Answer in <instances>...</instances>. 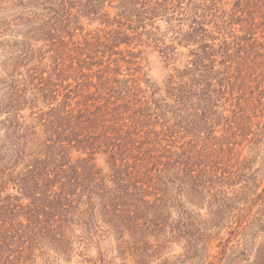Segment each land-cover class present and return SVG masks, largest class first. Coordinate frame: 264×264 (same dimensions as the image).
I'll list each match as a JSON object with an SVG mask.
<instances>
[{
	"label": "trees",
	"instance_id": "16d2710c",
	"mask_svg": "<svg viewBox=\"0 0 264 264\" xmlns=\"http://www.w3.org/2000/svg\"><path fill=\"white\" fill-rule=\"evenodd\" d=\"M0 9L18 14L2 32L23 29L2 42L12 56L0 98V264L107 236L124 261L145 264L171 242L194 258L223 234L237 243L216 264H264V190L236 152L264 112V0ZM161 21L170 41L194 46L163 86L137 76L141 46L177 60L157 38Z\"/></svg>",
	"mask_w": 264,
	"mask_h": 264
},
{
	"label": "rangeland",
	"instance_id": "374dc122",
	"mask_svg": "<svg viewBox=\"0 0 264 264\" xmlns=\"http://www.w3.org/2000/svg\"><path fill=\"white\" fill-rule=\"evenodd\" d=\"M1 1V0H0ZM4 6V4H3ZM18 15V14H17ZM16 13L12 10L0 9V22H6L13 20ZM157 26L160 27L161 33L158 34V39L166 42L165 45H174L179 52L177 60L174 63L166 61L159 48H155V43L150 47L141 46L140 49L145 51L138 59L143 66V70L137 73L139 77H145L152 82L161 86L165 85L169 79V76L174 73L173 67L183 68L187 60V54L194 46H181L178 42L170 41L173 38V34L167 31V25L164 21L157 22ZM95 23L90 28L97 27ZM23 29L21 26L14 27L11 31L8 29L5 32L0 30V98L2 96L4 85L3 81L6 79L7 74L4 69V65L10 60L12 53L9 48L2 42L14 44L21 41ZM165 45H162L163 48ZM139 49V48H138ZM5 118L3 113H0V119ZM253 127L250 131H246V136L240 135L239 145L236 147V152H241L240 161H246V170L249 172L248 177L256 178L261 187L259 192L264 190V112H259L253 117ZM222 131L217 132V135L221 137ZM247 137V139H245ZM251 140V141H250ZM97 163L100 166H105V160L102 157H98ZM197 212L205 215L206 208L197 209ZM223 239H217L212 242L209 252H199L194 258L185 256V248L183 242H171L165 248H163L157 255L148 259L145 264H216L223 256V252L226 248L236 244V241H231L228 245L227 239L230 234H223ZM82 242V241H81ZM73 243V248L68 255H59L53 250L48 251V256L38 257L29 264H136L132 256H128L124 261L117 250V241L114 236H107L105 238L98 239H86L84 242ZM230 249L227 253H230ZM223 262L226 259L223 258Z\"/></svg>",
	"mask_w": 264,
	"mask_h": 264
}]
</instances>
